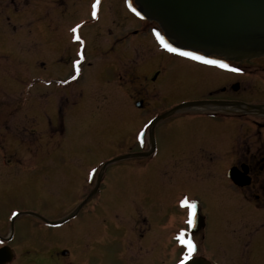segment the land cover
Segmentation results:
<instances>
[{"label":"flooded vegetation","instance_id":"obj_1","mask_svg":"<svg viewBox=\"0 0 264 264\" xmlns=\"http://www.w3.org/2000/svg\"><path fill=\"white\" fill-rule=\"evenodd\" d=\"M31 1L0 0V264H89L85 258L92 246L115 239L124 245V260L128 250H135L137 255L129 256L134 262L155 264L166 251L174 252L176 264H182L188 256L187 246L177 239L182 232L196 246L187 262L195 258L221 264L211 262L203 250L209 211L216 218L211 229L214 247L239 264H264V57L235 63L184 51L228 66L223 68L169 51L164 43L148 54L138 52L134 59L135 52H125L130 64L123 57L114 63L126 79L120 86L131 97L119 102L121 121L138 126L107 142L119 144V153L108 155L87 144L75 149L60 137L65 112L59 88L33 98L26 36ZM52 1L66 3L77 15L84 10L88 17L70 25L65 36L62 28L68 24H58L57 16L50 17L51 22L46 19L47 40L53 37L49 42L60 45L56 60H65L67 79H78L85 52L82 31L87 36L97 23L90 18L96 0ZM127 2L132 9L133 1ZM72 46H79L74 54ZM97 50L107 59L115 55L112 46L106 53L100 46ZM151 65H156L152 74L140 81L136 69ZM129 75L138 88H127ZM184 78L198 81L197 87H183ZM152 97H164L170 104L150 110ZM186 103L198 105L178 109ZM127 110L143 117L129 118ZM28 130L35 141L44 137L56 142H13L18 131ZM21 151L28 153L19 158ZM118 157L123 159L113 161ZM122 196L138 215L134 226L115 222L123 220L120 215L106 216L110 202ZM185 200L196 205L194 226L187 223L191 209L183 206ZM166 213L173 214V225L163 220L157 233L154 224ZM198 218L203 222L196 230ZM118 229L119 237L112 234Z\"/></svg>","mask_w":264,"mask_h":264},{"label":"rangeland","instance_id":"obj_2","mask_svg":"<svg viewBox=\"0 0 264 264\" xmlns=\"http://www.w3.org/2000/svg\"><path fill=\"white\" fill-rule=\"evenodd\" d=\"M68 8L71 9L66 3L62 4L52 0H32L28 7L26 13V36L28 42L27 49L31 63L30 74L32 78L33 98L41 95L40 93L48 95L59 88L64 97L63 109L65 112L61 130L63 134H61L62 136L60 135L62 141L72 144L75 149L81 148L83 145L87 144L97 150L103 149L108 155L119 153L122 149L119 144H108L107 142L116 137H121L122 133L125 132L123 130H129L130 128L134 130L138 125L133 122V124L129 123L130 125H126L127 122L121 121L123 116L119 102L126 101V99H130L131 97L129 96L130 91H126L125 87L120 86L121 81L124 83L126 79L121 73L120 66L114 63L116 61H121L123 57L122 61L130 64L132 58L126 57L125 52H135L136 56H133L134 59V57L138 56V52L141 53L140 56H142V54H148L150 48L154 47L156 49L160 47L159 36L162 35L160 28L154 23H145L133 12L127 0H105L96 7L95 16L92 15L93 7H91L90 18L95 17L97 23L91 27V30L89 28L87 36H85L82 31L85 52L84 57L81 59V75L78 79L77 77H72V81L71 79H67L70 73L66 74L67 67L65 65V60L62 63L56 60V54L60 55L58 50L60 45L49 42V40H53V37L47 40L48 29L46 22L47 18H49L51 22L50 17L57 16L58 24L60 22L62 25L68 24V26L62 28L65 36L70 25L75 23L78 24L81 20L88 19V17L85 16L86 13H84V10H80L81 15H77L72 13ZM99 31L101 32V39H99L97 35ZM110 31L111 33H109ZM157 33L159 36H157ZM97 38L98 41L95 43L94 40H97ZM65 45H69L68 39L65 41ZM66 46H63V48L65 49ZM79 46H72L71 53L74 54V52L79 49ZM96 46L106 49L105 51L103 50L102 53L108 52L112 46V52L115 53V55H111V59H107L105 56L102 57L103 55L99 54L98 50L96 51ZM52 53L53 56H51ZM62 57L65 56L62 54ZM60 58L59 56V59ZM133 66H130V68ZM155 67L156 65L147 66L144 69L137 68L135 74L140 77V81H143V77L152 74ZM131 77L132 75H129L127 88L131 89V87L135 86L138 88V81L136 85H133L132 82H130ZM197 83L198 81L194 82L185 78L180 80V84L185 88H195L197 87ZM41 86H43L45 90L42 89ZM73 89L77 90L73 92ZM169 104L170 103H168L167 99L164 97L157 99L152 97L150 110H164ZM66 111H69V113L66 114ZM126 115L132 118L138 114L133 110H127ZM138 117L143 116L139 114ZM164 126L165 124H163L161 128ZM178 126L179 124L173 127L177 129ZM44 127H46L45 124L40 128L41 131L44 130ZM32 128L38 129L34 124ZM61 131H58L57 137ZM19 139H22V142L34 144H44L46 141L51 143L56 142L55 139L49 140V138L45 139L44 137H42L41 140L35 141L33 140L34 135L30 134V130H28L26 134L18 131L13 142L19 143L21 141H19ZM65 148L68 149L70 147L67 146ZM11 149H14V146H11ZM20 153L21 155L18 154L19 158H23L24 156L22 155L28 152L24 153L21 151ZM101 153L102 152H99V155ZM92 155V157H96L97 153ZM83 157L84 155L82 153L81 158ZM193 193L200 198L206 199L202 192L193 191ZM126 200L127 199L123 196L112 200L109 205V208H111L109 209L110 213L106 214V216L115 219V216L120 215V218L123 220L115 222H122L123 225L125 223H130L134 226L138 215L129 209ZM117 201L124 202L122 203V207H117V205H115ZM205 201L207 202V200L201 199L202 203ZM46 215L48 217L51 216L50 214ZM46 215L44 214L45 217H47ZM172 215L173 214L168 215V213H166L161 216L162 219L158 218L156 220L154 225L155 227H159L157 233H161L162 228L160 229V226L163 224V220L166 226L167 224L173 225ZM205 216L207 218V227L203 232L205 235L203 250L206 252L207 257H211V262H215L214 260H216L221 264H239L238 260H233L231 256H227L224 252L214 247L215 240L213 239L211 229L214 226L216 218L213 220L210 211L206 212ZM98 222L101 223V221ZM112 234L118 237L121 235L119 229L117 233ZM110 237H112V235ZM91 251V254L85 258V261L89 264H139V262H134L133 259L129 257L131 254L133 256L137 255V251L135 250H128L130 254L124 260L123 255H125V249L122 241L119 239L107 240L106 242L97 244L95 247L92 246ZM165 252L160 256L153 255V258L159 256L160 259L159 263L155 262V264H176V254L174 252L171 254ZM201 254L202 251L200 252V255ZM140 256L141 253H138L136 259H139ZM149 257H151V255Z\"/></svg>","mask_w":264,"mask_h":264},{"label":"water","instance_id":"obj_3","mask_svg":"<svg viewBox=\"0 0 264 264\" xmlns=\"http://www.w3.org/2000/svg\"><path fill=\"white\" fill-rule=\"evenodd\" d=\"M133 2L135 13L144 20L157 23L166 44L177 51H192L204 57H220L231 62L264 57V0ZM197 105L186 103L178 109ZM202 222V218L197 219L196 230L202 227ZM188 264L209 263L194 259Z\"/></svg>","mask_w":264,"mask_h":264},{"label":"snow or ice","instance_id":"obj_4","mask_svg":"<svg viewBox=\"0 0 264 264\" xmlns=\"http://www.w3.org/2000/svg\"><path fill=\"white\" fill-rule=\"evenodd\" d=\"M99 3H100V0H96V4L93 7L94 8L98 7ZM95 15H96V13L93 12V16H95ZM73 31L75 32L77 30L73 29ZM157 36H159L158 33H157ZM76 39L80 40V37L77 35ZM161 43H164V41L162 39H161ZM164 46L169 51H172V52L177 51L176 49L172 48L170 45L165 44ZM179 54L182 55V56H188V57H190L191 59H194V60H200V61H202L203 63H206V64H218V66L223 67V68H227L228 67L227 65L220 64L217 61L204 60L203 57L196 56V55H194L192 53L180 52ZM76 70H77V72H79V62H77ZM231 70L232 71H238L237 69H231ZM183 206L191 209L190 218L188 219L187 223L189 225H193L194 226V220H195V215H196V211H195L196 210V205L192 204V203H189L187 200H185V201H183ZM177 239L181 242V244L186 245L187 248H188V256L185 257L184 261L182 262V264H187V260L191 257L192 253L195 251L196 246L190 240H187L185 238V234L183 232L177 237Z\"/></svg>","mask_w":264,"mask_h":264},{"label":"bare ground","instance_id":"obj_5","mask_svg":"<svg viewBox=\"0 0 264 264\" xmlns=\"http://www.w3.org/2000/svg\"><path fill=\"white\" fill-rule=\"evenodd\" d=\"M162 118V116L159 118V120Z\"/></svg>","mask_w":264,"mask_h":264}]
</instances>
